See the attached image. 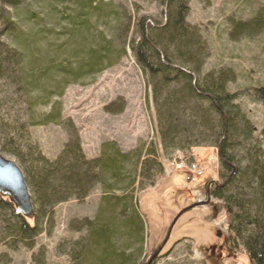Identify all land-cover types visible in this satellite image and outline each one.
Segmentation results:
<instances>
[{"label": "trees", "instance_id": "1", "mask_svg": "<svg viewBox=\"0 0 264 264\" xmlns=\"http://www.w3.org/2000/svg\"><path fill=\"white\" fill-rule=\"evenodd\" d=\"M64 1L30 4H37L49 22H68L67 46H54L49 38L24 25V18L38 24V11L23 8V0H0V148L19 165L33 203L32 216L25 217L8 197L0 195V242L10 248L19 241L32 247V239L50 232L57 204L81 200L99 186L102 194L95 216L72 219L68 229L78 236L59 240L55 254L66 256L68 264H142L145 221L137 194L153 186L162 172L156 159L159 154L151 146L124 151L117 142L105 141L99 155L89 159L75 126L61 118L60 109L41 110L62 94L66 84L81 74L101 70L107 60L112 62L106 43L96 40L102 50L92 44L91 19L105 15L106 4L68 0L69 11H65L61 9ZM133 1L137 7L140 0ZM142 1L156 2L159 11L152 15L133 9L123 18V38L128 40L131 31L128 46L150 86L161 151L170 157L194 147L216 148L223 184L211 185L209 192L212 200L222 204L228 219V251L241 246L250 264H264V127L260 138L256 137L237 102L239 93L227 89L235 76L231 68L202 72L208 50L199 28L186 20L189 0ZM254 20L250 22L258 21ZM250 22L236 23V28L245 29ZM70 60L77 65L69 64ZM251 98L264 105V86L254 88ZM51 122L63 125L68 137L53 160L31 144L28 136L30 126ZM230 240L233 247L228 245ZM31 262L47 264L45 250L32 254ZM0 264H11L7 253H0Z\"/></svg>", "mask_w": 264, "mask_h": 264}, {"label": "rangeland", "instance_id": "2", "mask_svg": "<svg viewBox=\"0 0 264 264\" xmlns=\"http://www.w3.org/2000/svg\"><path fill=\"white\" fill-rule=\"evenodd\" d=\"M32 1L23 0L21 5L38 11L39 23L24 18V25L38 31L43 39L49 38L50 45L64 43L67 46L68 22L65 20L56 24L45 20V14L37 4L30 5ZM101 2L106 4V14L97 21L94 17L91 19L95 34L92 44L102 50L96 40L106 43L113 54L112 64L104 57L107 61L101 70L81 74L75 81L66 84L62 94L55 95L51 103L41 110L54 112L60 109L61 118L70 120L75 126L82 151L89 159L99 155L105 141L117 142L124 151L145 145L159 153L161 148L150 86L128 46L131 31L127 35L128 40L123 38L126 30L123 18L131 15L133 9L138 13L155 15L159 5L142 0L137 1V7L133 6V0ZM64 4L65 8L59 7L69 11V1L65 0ZM188 5L186 20L199 28L207 45L208 54L202 72L220 68L233 70L234 80L227 84V89L239 93L237 102L253 124L254 135L260 138L264 127V105L251 98V91L264 86V0H209L207 4L189 0ZM110 9L119 14L110 13ZM252 19L258 21L252 23ZM239 22L250 23L245 29L238 30L236 23ZM44 32L47 34L44 35ZM37 39L41 38L37 36ZM76 62L70 60L68 63L75 66ZM20 120L24 121V116ZM28 136L31 144L50 160L58 156L68 138L63 125L57 122L30 126ZM261 144L264 150V137H261ZM192 150L201 168L200 174H195L186 183L183 171L173 170L170 164H166V158L164 161L161 159L165 168L156 176L153 186L148 185L137 194L138 210L145 221L142 264H146L163 242L172 219L180 210L193 202L205 200L209 182L223 184L219 177L221 162L216 148L194 147L174 153L190 155ZM4 156L15 161L7 154ZM156 159L159 162L158 155ZM143 183L147 184V181ZM101 194L99 186H95L81 200L70 199L57 204L53 211L54 225L49 233L42 232L32 239V247L22 241L17 242L14 248L0 242V253H7L11 264H32L31 255L43 248L47 264H68L66 256L55 254V246L63 238L78 236V233L68 229V223L75 218H93ZM227 220L222 204L211 197L207 204L188 209L175 222L153 264H250L241 246L228 251ZM29 222L32 223L30 219ZM228 245L233 247L231 240Z\"/></svg>", "mask_w": 264, "mask_h": 264}, {"label": "water", "instance_id": "3", "mask_svg": "<svg viewBox=\"0 0 264 264\" xmlns=\"http://www.w3.org/2000/svg\"><path fill=\"white\" fill-rule=\"evenodd\" d=\"M220 157V154L218 153ZM219 185L217 181L209 182L208 189L206 190V199L198 200L196 202L191 203L187 207L180 210L172 219L166 237L162 243L157 247L151 257L148 259L146 264H150V262L157 256L158 252L161 250L164 243L169 238L170 232L172 230L173 225L179 216L187 211L188 209H192L196 206L207 204L210 201V185ZM0 195L8 197V199L13 203L14 207L25 217H31L33 214V203L31 199V193L29 187L27 186L23 173L17 163L4 156L1 152L0 148Z\"/></svg>", "mask_w": 264, "mask_h": 264}, {"label": "built area", "instance_id": "4", "mask_svg": "<svg viewBox=\"0 0 264 264\" xmlns=\"http://www.w3.org/2000/svg\"><path fill=\"white\" fill-rule=\"evenodd\" d=\"M193 151L194 150H192L190 155L180 152L175 153L170 158H166L167 161H165L166 164L171 165V168L173 170L183 171L185 173L184 179L186 183L191 181L195 174H200L202 172L201 168L198 165V162L195 160ZM161 159L164 161L165 157L162 156V154H159L158 160L161 163L162 168H165V164L162 163Z\"/></svg>", "mask_w": 264, "mask_h": 264}, {"label": "flooded vegetation", "instance_id": "5", "mask_svg": "<svg viewBox=\"0 0 264 264\" xmlns=\"http://www.w3.org/2000/svg\"><path fill=\"white\" fill-rule=\"evenodd\" d=\"M211 186V185H210Z\"/></svg>", "mask_w": 264, "mask_h": 264}]
</instances>
